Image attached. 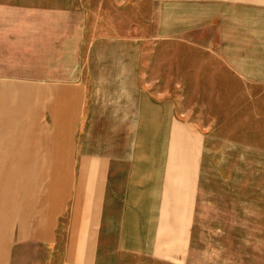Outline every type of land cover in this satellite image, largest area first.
Segmentation results:
<instances>
[{"label": "rangeland", "instance_id": "rangeland-1", "mask_svg": "<svg viewBox=\"0 0 264 264\" xmlns=\"http://www.w3.org/2000/svg\"><path fill=\"white\" fill-rule=\"evenodd\" d=\"M204 15L205 0H0L5 264H93L92 249L94 264H264V79L219 67ZM147 124L164 161L180 151L170 124L190 126L200 175L179 251L130 260L123 242L92 247L90 223L116 171L122 196Z\"/></svg>", "mask_w": 264, "mask_h": 264}, {"label": "crops", "instance_id": "crops-1", "mask_svg": "<svg viewBox=\"0 0 264 264\" xmlns=\"http://www.w3.org/2000/svg\"><path fill=\"white\" fill-rule=\"evenodd\" d=\"M211 9H214L213 13ZM204 16L205 52L214 49V60L219 58L221 61L219 67L235 69L238 74L250 77L252 82L261 77L264 79V0H205ZM170 125L171 130L177 132L174 139L182 152L178 151L165 161L155 153L147 155L148 138H154V141L150 140L153 148L157 143L162 145L161 150L164 140L160 134L163 125L155 124L150 128L145 125V132L150 131L149 136L145 134V145L142 142L145 155L129 162L122 196L115 193V188L119 187L125 173L116 171L108 178V212L102 229L99 213L96 224L94 220L90 223L95 236L92 247L96 241L98 249L100 244L123 242L134 254L130 260L136 259L135 254L143 249L150 248L158 253L161 244L167 245L162 248L163 255L174 256V252L179 251L180 233L183 234L196 197L200 162L197 155H192V137L187 139L188 133L193 132L191 127ZM55 212L56 209L49 213L51 220ZM71 226L70 243L78 234L73 228V215ZM12 241L0 239V264H5V256L8 260L10 253L14 255ZM92 253L95 263V250L92 249Z\"/></svg>", "mask_w": 264, "mask_h": 264}]
</instances>
